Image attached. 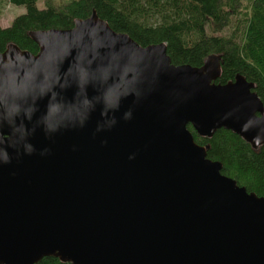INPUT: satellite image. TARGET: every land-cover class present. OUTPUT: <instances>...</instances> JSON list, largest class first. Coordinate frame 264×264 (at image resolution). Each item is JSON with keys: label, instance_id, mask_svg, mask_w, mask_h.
<instances>
[{"label": "water", "instance_id": "1", "mask_svg": "<svg viewBox=\"0 0 264 264\" xmlns=\"http://www.w3.org/2000/svg\"><path fill=\"white\" fill-rule=\"evenodd\" d=\"M0 53V264H264V198L188 129L264 145L254 84L174 65L94 11Z\"/></svg>", "mask_w": 264, "mask_h": 264}, {"label": "trees", "instance_id": "2", "mask_svg": "<svg viewBox=\"0 0 264 264\" xmlns=\"http://www.w3.org/2000/svg\"><path fill=\"white\" fill-rule=\"evenodd\" d=\"M39 0H0L21 6L9 26L0 24V53L13 44L37 54L30 33L71 29L74 21L92 11L111 29L125 33L145 47L163 43L174 65L201 67L218 55L220 76L215 83L233 81L237 74L254 84L264 106V0H70L64 4ZM194 141L206 157L221 164V173L247 192L264 198V145L254 149L237 134L218 129L200 137L189 124ZM36 264H71L45 256Z\"/></svg>", "mask_w": 264, "mask_h": 264}, {"label": "rangeland", "instance_id": "3", "mask_svg": "<svg viewBox=\"0 0 264 264\" xmlns=\"http://www.w3.org/2000/svg\"><path fill=\"white\" fill-rule=\"evenodd\" d=\"M70 0H39L37 2V5L39 7H42V5L45 2H54L58 4H64L66 2H69ZM25 12V8L21 6H12L10 4H3L1 5L0 10V24L3 27L9 26L11 21L19 14H22Z\"/></svg>", "mask_w": 264, "mask_h": 264}]
</instances>
